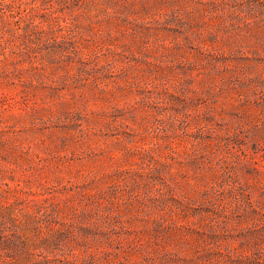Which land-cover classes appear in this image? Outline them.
<instances>
[{
	"label": "rangeland",
	"instance_id": "obj_1",
	"mask_svg": "<svg viewBox=\"0 0 264 264\" xmlns=\"http://www.w3.org/2000/svg\"><path fill=\"white\" fill-rule=\"evenodd\" d=\"M0 264H264V0H0Z\"/></svg>",
	"mask_w": 264,
	"mask_h": 264
}]
</instances>
